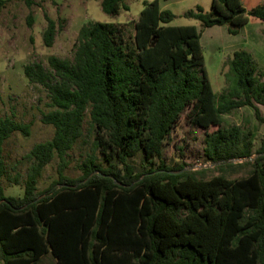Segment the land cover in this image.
Returning <instances> with one entry per match:
<instances>
[{
	"label": "trees",
	"instance_id": "trees-1",
	"mask_svg": "<svg viewBox=\"0 0 264 264\" xmlns=\"http://www.w3.org/2000/svg\"><path fill=\"white\" fill-rule=\"evenodd\" d=\"M5 3L0 0V12ZM101 10L112 17L129 7L102 0ZM183 17L203 29L226 26L236 36L249 17L264 23V7L247 12L241 0H211L209 12L197 6ZM44 18L43 41L51 47L57 23ZM175 18L153 0L131 23L130 39L113 24L89 23L78 33L72 60L49 57V71L35 63L24 67L27 81L47 92L51 111L41 122L54 134L23 158L31 162L23 181L19 173L12 177L22 196L7 197L3 146L13 133L28 137L30 127L0 119V264H38L47 253L57 264H264V141L254 153L249 132L222 125L223 115L243 107L264 123V68L235 51L228 88L218 98L201 32L171 26ZM186 110L204 133L206 162L220 173L208 180L206 170L186 171L185 164L170 167L161 159ZM87 113L94 150L78 166L81 175L71 178L66 159L83 138ZM139 155L141 169L133 164ZM55 159L57 178L39 191ZM244 167L247 176L226 177Z\"/></svg>",
	"mask_w": 264,
	"mask_h": 264
},
{
	"label": "rangeland",
	"instance_id": "rangeland-1",
	"mask_svg": "<svg viewBox=\"0 0 264 264\" xmlns=\"http://www.w3.org/2000/svg\"><path fill=\"white\" fill-rule=\"evenodd\" d=\"M29 1V4H28ZM5 0L0 12V119H11L16 123L30 127L29 136L13 133L4 143L2 158L7 168L6 178L2 179L5 196L21 197L22 188L14 186L12 177L20 174L23 181L31 162L23 159L36 144L46 142L53 137L52 126L42 124L44 113L51 111L46 90L39 84L27 81L23 70L25 66L40 64L49 71L48 58L72 60L80 29L89 23L101 22L113 24L130 39L133 30L131 23L138 20L145 3L153 0H123L129 11L121 10L117 16H108L101 10L102 0ZM162 9L171 11L175 20L171 26H196L201 32L200 44L203 50L205 68L213 92L218 98L227 90L225 75L228 64L235 51L249 53L259 71L264 68V23L249 17L248 23L236 36L228 34L226 26L203 29L199 22L184 18V14L195 11L197 6L205 12L210 11L211 0H158ZM244 9L249 12L264 7V0H241ZM57 23L56 35L51 47L43 41L47 23L44 15ZM32 24L29 25V19ZM186 110L169 139L162 148V160L170 167L185 164L186 171L206 170L205 180L220 173L214 169L204 156V133L194 127ZM264 119V108L259 107ZM223 127L237 126L241 131L251 134L254 153L264 141V123H260L250 107H243L222 116ZM94 129L90 126L88 113L83 125V138L68 153V168L65 174L71 178L81 175L78 166L93 149ZM97 159L101 157L95 152ZM247 160H237L243 163ZM137 169H141V155L133 160ZM58 160L45 167L38 183V190L46 189L57 178ZM250 168H236L227 172L229 179L247 176Z\"/></svg>",
	"mask_w": 264,
	"mask_h": 264
},
{
	"label": "crops",
	"instance_id": "crops-1",
	"mask_svg": "<svg viewBox=\"0 0 264 264\" xmlns=\"http://www.w3.org/2000/svg\"><path fill=\"white\" fill-rule=\"evenodd\" d=\"M38 264H57V261L50 253H47L40 258Z\"/></svg>",
	"mask_w": 264,
	"mask_h": 264
},
{
	"label": "water",
	"instance_id": "water-1",
	"mask_svg": "<svg viewBox=\"0 0 264 264\" xmlns=\"http://www.w3.org/2000/svg\"><path fill=\"white\" fill-rule=\"evenodd\" d=\"M254 158H255V157L251 158V160L254 159ZM178 173H182V171H180V172H178Z\"/></svg>",
	"mask_w": 264,
	"mask_h": 264
}]
</instances>
